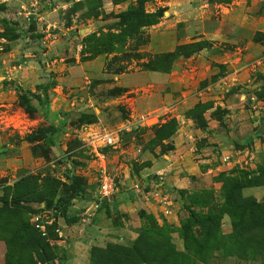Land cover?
I'll use <instances>...</instances> for the list:
<instances>
[{
    "label": "rangeland",
    "instance_id": "374dc122",
    "mask_svg": "<svg viewBox=\"0 0 264 264\" xmlns=\"http://www.w3.org/2000/svg\"><path fill=\"white\" fill-rule=\"evenodd\" d=\"M20 1L0 0V55L22 35L0 58V264H264V0H150L129 36L135 0Z\"/></svg>",
    "mask_w": 264,
    "mask_h": 264
},
{
    "label": "trees",
    "instance_id": "16d2710c",
    "mask_svg": "<svg viewBox=\"0 0 264 264\" xmlns=\"http://www.w3.org/2000/svg\"><path fill=\"white\" fill-rule=\"evenodd\" d=\"M115 1V0H114ZM150 0H135L134 5L129 6L126 10L120 11L115 14V17L118 18L119 20V31L122 33L124 36H129L131 34H136L140 32V29L145 26L152 25L158 21V19L162 16V13L164 11V7H158L153 11H147L144 8V3L148 2ZM106 36H109V41L108 43H103L99 42L100 37L96 38V41L93 43L94 49V54L100 53V51L107 52L109 51L110 42L113 37V34H106ZM98 47V48H96ZM183 47V46H181ZM178 47V48H181ZM171 53H167L165 56H171ZM30 109H32V106H29ZM29 109V108H28ZM38 132H41L42 134L48 133V134H53L56 132V128L53 124H47L44 126H40L37 128ZM40 137H43L40 135ZM25 140L28 142L32 141V134H26L25 135ZM75 184V189H79V183L76 182V178L72 180ZM76 182V183H75ZM74 189V190H75ZM62 218L64 219L66 224H71L77 221L76 216H65L64 213L61 214ZM139 238L136 242L139 243Z\"/></svg>",
    "mask_w": 264,
    "mask_h": 264
},
{
    "label": "built area",
    "instance_id": "2783aa9c",
    "mask_svg": "<svg viewBox=\"0 0 264 264\" xmlns=\"http://www.w3.org/2000/svg\"><path fill=\"white\" fill-rule=\"evenodd\" d=\"M115 140V135H112L109 132L101 133L93 131L92 133H88V136H86L85 145L95 151L99 145H113ZM98 172V177L96 179L97 195L101 200H109L116 191V183L113 176L105 169L104 166H101Z\"/></svg>",
    "mask_w": 264,
    "mask_h": 264
},
{
    "label": "crops",
    "instance_id": "0c3cea01",
    "mask_svg": "<svg viewBox=\"0 0 264 264\" xmlns=\"http://www.w3.org/2000/svg\"><path fill=\"white\" fill-rule=\"evenodd\" d=\"M20 1V0H19ZM20 3H21V1H20ZM31 5H32V3H30ZM19 8V7H18ZM18 11V13H22V14H24L25 13V11H21V9H17ZM35 10V9H34ZM47 11V9H42V10H40L39 12H37V10H35L34 11V13H35V15L38 17L37 18V20H39V17L40 16H42L45 12ZM28 12V11H27ZM19 16V15H18ZM21 19H23V18H21ZM36 24L38 25L39 24V22H36ZM43 31H41L40 30V33H42ZM21 34H18V36H17V38L14 40V41H11V42H8V41H5L6 42V44H7V46L9 45V47L11 48V49H9V50H7L6 51V53H2L1 55H0V58L2 57V56H6L7 55V57L9 58L11 55H15V53L14 54H12V51L13 50H16V47L17 46H19L18 45V43H19V39L21 38ZM44 35L43 36H41V38H43L44 39ZM34 40H36V42L38 43V39L37 38H35ZM51 42V41H50ZM29 43V42H28ZM30 48V47H29ZM28 47H26L24 50H27V49H29ZM22 49V48H21ZM16 69H18V67L17 66H14V64H9L8 65V72L10 73L9 75H8V77H10V78H15V75H17L18 77H20V75H23L24 77L26 76V71H19V73L17 74V73H15V70ZM13 72V73H12ZM33 75H35L34 74V72L32 73ZM31 73L28 75V77L30 76V75H32ZM35 77V76H34ZM36 78H38V76L36 77ZM35 78V79H36ZM16 79V78H15ZM21 81L23 82V80L21 79ZM24 81H26L25 79H24Z\"/></svg>",
    "mask_w": 264,
    "mask_h": 264
}]
</instances>
